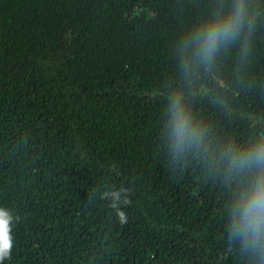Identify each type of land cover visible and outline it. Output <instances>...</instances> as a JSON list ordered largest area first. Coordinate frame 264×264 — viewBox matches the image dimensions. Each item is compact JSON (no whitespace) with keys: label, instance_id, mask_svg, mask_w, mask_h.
<instances>
[{"label":"trees","instance_id":"obj_1","mask_svg":"<svg viewBox=\"0 0 264 264\" xmlns=\"http://www.w3.org/2000/svg\"><path fill=\"white\" fill-rule=\"evenodd\" d=\"M235 2L0 0V264H264L227 151L264 138V0L210 62L194 42Z\"/></svg>","mask_w":264,"mask_h":264},{"label":"clouds","instance_id":"obj_2","mask_svg":"<svg viewBox=\"0 0 264 264\" xmlns=\"http://www.w3.org/2000/svg\"><path fill=\"white\" fill-rule=\"evenodd\" d=\"M245 15L243 0H236L227 14L221 16L217 13L212 20L201 25L194 42L197 55L203 57L204 63L211 61L222 42L231 40L241 31ZM173 109L172 124L178 145L189 137L195 140L198 132L191 127L192 121L184 112L179 98L174 100ZM227 151L229 168L238 176L247 173L246 182L236 194L231 234L242 237L243 244L256 253L260 247L259 240L264 238V138L247 148H229ZM118 215L121 222H125L123 212L118 211ZM12 220L10 210L0 206V261L10 258Z\"/></svg>","mask_w":264,"mask_h":264}]
</instances>
